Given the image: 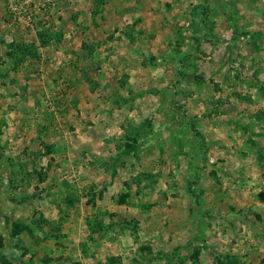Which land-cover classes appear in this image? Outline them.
I'll use <instances>...</instances> for the list:
<instances>
[{
    "label": "rangeland",
    "instance_id": "obj_1",
    "mask_svg": "<svg viewBox=\"0 0 264 264\" xmlns=\"http://www.w3.org/2000/svg\"><path fill=\"white\" fill-rule=\"evenodd\" d=\"M6 261L264 264V0H0Z\"/></svg>",
    "mask_w": 264,
    "mask_h": 264
},
{
    "label": "trees",
    "instance_id": "obj_2",
    "mask_svg": "<svg viewBox=\"0 0 264 264\" xmlns=\"http://www.w3.org/2000/svg\"><path fill=\"white\" fill-rule=\"evenodd\" d=\"M87 48H89V46H86ZM91 51H92V49H91ZM262 133V132H261ZM260 133V134H261ZM253 135V134H252ZM116 159H119L118 158V156H117V158ZM36 223L39 225V226H42V219H38V220H36ZM3 264H8V262L6 261V262H4Z\"/></svg>",
    "mask_w": 264,
    "mask_h": 264
}]
</instances>
